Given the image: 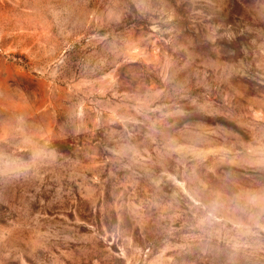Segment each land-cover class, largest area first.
<instances>
[{
    "label": "rangeland",
    "instance_id": "374dc122",
    "mask_svg": "<svg viewBox=\"0 0 264 264\" xmlns=\"http://www.w3.org/2000/svg\"><path fill=\"white\" fill-rule=\"evenodd\" d=\"M0 264H264V0H0Z\"/></svg>",
    "mask_w": 264,
    "mask_h": 264
}]
</instances>
